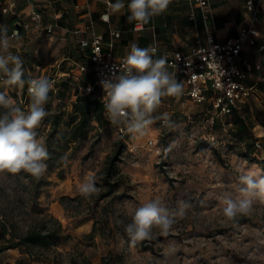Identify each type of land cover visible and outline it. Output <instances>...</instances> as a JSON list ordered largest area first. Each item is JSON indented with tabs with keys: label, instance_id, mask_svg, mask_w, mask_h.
Masks as SVG:
<instances>
[{
	"label": "rangeland",
	"instance_id": "374dc122",
	"mask_svg": "<svg viewBox=\"0 0 264 264\" xmlns=\"http://www.w3.org/2000/svg\"><path fill=\"white\" fill-rule=\"evenodd\" d=\"M262 2L260 28L264 30ZM56 3L70 6L69 0ZM215 4L220 17H230L241 10L242 0H217ZM169 8L170 13L179 9ZM66 10L73 24L77 14L70 8ZM24 12L28 16L30 6ZM6 18L0 25H7ZM180 19L179 14L169 22L178 26ZM111 24L117 26L114 21ZM29 36L12 41L10 49L23 60L26 75H35L38 70L51 77L67 70L65 57L74 60L76 43L71 36H62L57 30L38 39ZM250 60L253 65H261L256 75L264 74V51L253 54ZM64 88L60 105L63 119L74 100L72 85L67 83ZM17 91L10 89L9 94L19 103L22 100ZM251 99L264 110V81ZM29 103L20 106L26 108ZM165 112L170 114L172 126L157 120L143 136L134 137L123 124H112L103 115L90 122L88 132L79 141L65 143L55 138L46 161L47 171L37 184L25 172L0 175V221L14 225L19 233L41 219L56 218L62 227V236L55 245L46 249L30 247L23 254L21 248L5 250L0 253V264H14L19 258L24 264H81L83 258L91 264H264V203L254 200L248 215L228 221L221 202L225 193L233 198L239 194L243 172L264 175V149L260 147L250 158L244 156L227 127L212 118L208 104H195L183 93L162 98L153 115ZM64 125L60 126L62 134L69 130ZM41 129L38 132L43 134ZM253 133L264 141V125H256ZM118 142L125 148L112 176L117 185L102 196L106 186L101 176ZM91 174L96 176L100 190L85 198L79 186ZM154 198L162 199L176 213L175 222L167 234L153 229L152 239L133 245L124 226L131 221L135 208Z\"/></svg>",
	"mask_w": 264,
	"mask_h": 264
},
{
	"label": "clouds",
	"instance_id": "9594fccd",
	"mask_svg": "<svg viewBox=\"0 0 264 264\" xmlns=\"http://www.w3.org/2000/svg\"><path fill=\"white\" fill-rule=\"evenodd\" d=\"M110 13L121 12L125 8L124 0H104ZM172 0H129L127 17L137 27L147 25L153 17L167 11ZM107 21L109 15L102 17ZM13 30L9 36L8 25H0V175L28 173L39 180L47 171L46 161L50 158L46 137L38 132L42 122L49 115L46 105L55 82L46 76L25 78L24 62L10 49L11 41L18 39ZM158 48L153 45L140 47L133 43L119 66L109 79L101 82L104 91L101 103L106 119L115 125L123 124L128 133L135 136L145 135L149 126L157 120L171 127L170 114L165 112L154 116L161 106L162 98L176 97L183 93V84L168 71L165 56L157 57ZM178 55V54H177ZM118 73V74H117ZM27 87L30 103L22 108L19 102L9 94L10 89L20 93ZM170 149H165L168 151ZM242 187L233 198L231 193L221 197L223 216L235 221L238 216L248 215L252 211L254 200L264 203V175L255 171L243 172L239 176ZM94 174L85 176L79 186L80 194L91 197L99 192ZM187 207V205H184ZM180 214H183L181 209ZM176 213L160 198L144 202L131 213V221L124 231L131 243L152 239L153 229L167 234L174 224Z\"/></svg>",
	"mask_w": 264,
	"mask_h": 264
},
{
	"label": "built area",
	"instance_id": "2783aa9c",
	"mask_svg": "<svg viewBox=\"0 0 264 264\" xmlns=\"http://www.w3.org/2000/svg\"><path fill=\"white\" fill-rule=\"evenodd\" d=\"M43 0H30V13L26 18H19L16 12L15 0H0V18L4 15H15L16 20L13 27L9 31V36L15 30L18 35L20 31L27 36L30 33L49 35L55 31L56 23H43V13L40 9V3ZM189 5L190 20H195V10L199 12V17L202 22L204 31L203 39L196 38L195 44L187 53L180 50H172L159 54L157 57L165 56L168 62V71L178 75L183 81V94L193 103L200 104L207 102L216 116H222L231 113L240 103H243L246 98L256 90L257 81L251 85L245 84L246 73L252 70V64L247 60L243 51L246 46L256 47L258 51L264 50V43H259L260 27L259 15L262 8V0H243V18L238 26L237 33L219 40L215 37L212 30L213 13L211 11L209 0H186ZM113 2V0H112ZM114 3V2H113ZM103 10L99 14V20L106 25L110 22V12L102 0ZM108 14L109 19L103 20L102 17ZM94 21L90 16L86 19L82 27H77L73 33L78 35V47L82 50H87V63L73 61V66L67 72L57 71L51 77H48L55 82L59 76L69 75L75 71L77 73L90 72L100 92V97L104 96V91L101 82L109 79L115 71L114 66H119L121 60L126 55L115 56L113 54V46L121 35V31L107 27V35L103 36L95 29ZM142 26L137 27L132 24V31H139ZM12 42V41H11ZM150 45L156 46V42ZM178 54V55H177ZM258 68V66H255ZM38 68V67H37ZM26 74V73H25ZM118 74V73H117ZM38 77V76H33ZM260 82L264 81V75L260 77ZM83 91H90L91 85L81 87ZM57 93V88L54 84V90L51 92ZM20 100L29 97L27 87L22 93L17 91ZM24 95V96H23ZM23 98V99H22ZM46 126V127H45ZM43 134L48 125H45ZM122 132V127H119ZM148 144H153L152 140H147ZM256 148L260 145L255 143Z\"/></svg>",
	"mask_w": 264,
	"mask_h": 264
},
{
	"label": "trees",
	"instance_id": "16d2710c",
	"mask_svg": "<svg viewBox=\"0 0 264 264\" xmlns=\"http://www.w3.org/2000/svg\"><path fill=\"white\" fill-rule=\"evenodd\" d=\"M242 9L244 12L243 0ZM260 17L261 13L259 15V20ZM6 20L8 22L7 25L10 31L16 20V16L8 15ZM239 20L240 18H238V21ZM32 34L35 36V33H31L30 35ZM40 35L42 34L40 33L37 39L40 37ZM27 36L24 35L23 31H20L18 39L23 37L26 38ZM18 39H13L12 41L16 42ZM76 52L77 53L73 61H81V63L86 64L87 50L76 48ZM69 69L70 67H68L65 72H67ZM27 76L28 75L25 74V78H27ZM67 83L73 87L72 94L74 96V100H72L71 103V110L65 113L66 117L63 119L64 111H60V105L62 102L61 100L63 98V93L65 92L64 85H67ZM86 85L92 86V89L88 92L81 89V87ZM55 87L57 88V93L53 94L50 92V100L46 105V110L49 112V115L45 118L41 125V130L45 129V125H48V128L45 131V137L47 139L46 142L49 156L52 152L51 145L52 142H55V138L58 137L59 140L63 139L65 143L76 140L79 141V139L85 137L89 129V124L93 119H98L103 115L105 116L99 89L96 85H94V79L90 72L80 74L73 71L69 75L58 77V79L55 80ZM258 90L259 86H257L256 92ZM252 95L253 94L249 95V97L246 98L243 103H240L236 109L232 110L231 113L222 116H216L211 106L207 102H204L208 104L210 110L213 112L212 118L219 120L220 126L227 127L230 138L240 144V148L243 150L244 156L249 158L250 156L254 155L260 147L264 149V141L260 142V139L253 133V129L256 125H264V110L251 99ZM28 100H30V98L26 97V99H23L22 102L26 104ZM3 111V109H0V113ZM222 118H225L224 122H222ZM63 125L69 127V130L66 132V134L61 133L60 126ZM256 142L259 143V148H256ZM93 144L94 143H91L90 148H92ZM124 148V143L118 142L115 145L113 153L108 157L103 174L101 176L103 185L106 186L104 193H101L102 196L109 194L111 190L117 185V180H112V176L116 174V162L119 161V157ZM255 162H258L260 165L263 164L262 161ZM29 177L31 178L32 182H35L36 184L38 183L37 179L32 176ZM61 228V223H59L56 218H49L47 220L41 219V221L34 223L30 227H27L24 232L19 233L14 225H8L5 221H0V253L11 248H21L19 251L21 254L26 253L30 247H40L43 249L49 248L60 240L62 236ZM71 263H74V261H71ZM4 264L11 263L6 262ZM14 264H24V261L22 258H19L15 260ZM81 264L91 263L87 258H83L81 260Z\"/></svg>",
	"mask_w": 264,
	"mask_h": 264
},
{
	"label": "crops",
	"instance_id": "0c3cea01",
	"mask_svg": "<svg viewBox=\"0 0 264 264\" xmlns=\"http://www.w3.org/2000/svg\"><path fill=\"white\" fill-rule=\"evenodd\" d=\"M15 1L18 17L21 19L26 18L24 9L27 6H30V0ZM216 1L217 0H209L211 11L214 14L213 20L211 21L212 30L217 39L223 40L229 37V35H236L238 26L242 20L243 9L241 6V10L234 13V15L230 17H220L219 6L215 4ZM56 2L57 0H43L40 3V9L43 13V22L56 23L57 26L55 27V31L57 30L58 32H60L62 36H71L73 42L76 43L77 49L79 48L77 43L78 35L74 34L73 30L77 27H82L88 16H90L94 21L96 31L101 33L103 36L107 35L108 26L112 29L115 28V30L121 31L120 37L116 39L112 48L113 54L115 56L126 55L130 50L131 44L133 43L137 44L140 47H147L152 42H156L159 54H163L172 50H180L183 53H187L190 48L195 44L196 38L203 39L204 37L202 22L198 15L199 12L196 9L195 20H190L188 18L189 5L186 0H172L169 7L172 6L175 8H179L178 11H174L171 13L170 11H166L159 16L153 17L150 22L147 25H143V28L139 31H132L131 28L134 22L130 23L127 19L129 15L127 3L129 1L124 0L125 8L121 12L115 14L110 13V22L108 25L102 23L99 20V14L103 10L102 0H69L70 6H65L63 5V3L57 4ZM113 2H115V0H113ZM67 8H70V10H73L77 14V21H75L73 24L69 23L68 11L66 10ZM179 14L181 18V23H179L178 26L176 24L172 26L169 22L170 18H177ZM6 17H8V14L2 16L0 18V21H5ZM165 17L166 19H164ZM238 18H240L239 21ZM112 21L116 22L117 26H112ZM260 32L261 33L258 42L264 43V30L260 28ZM30 37L37 38V36H34V34L30 35ZM262 51H258L256 47L246 46L243 51V54H245V57L251 63L250 57L253 56V54ZM64 60H67V63H69L70 66H73V60H71L70 57L67 56L64 58ZM255 66H258V68H256ZM260 66L261 65L259 64H252V70L246 73V78L244 80L246 85L249 86L253 82L257 81V86H259L260 77L264 75H256L257 73H260L258 71L260 69ZM169 73L173 74L171 71H169ZM35 75L39 77L43 76V73L37 70V73ZM173 75L179 83L183 84V81L178 75ZM254 93H256V90L253 91L251 94Z\"/></svg>",
	"mask_w": 264,
	"mask_h": 264
}]
</instances>
